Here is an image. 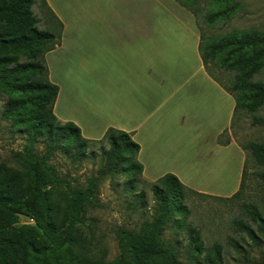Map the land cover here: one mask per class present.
<instances>
[{
    "label": "trees",
    "instance_id": "obj_1",
    "mask_svg": "<svg viewBox=\"0 0 264 264\" xmlns=\"http://www.w3.org/2000/svg\"><path fill=\"white\" fill-rule=\"evenodd\" d=\"M41 1L48 8L45 0ZM174 1L190 9L193 0ZM212 1L224 3L227 0ZM33 4V0H0V70L8 67L4 76L0 74V84L12 93L31 96L9 101L2 114L4 118H19L14 125H27L28 146L26 156L17 155L22 171L0 164V264H180L181 249L190 262L198 264V257L204 252V264H221V247L214 245L206 249L199 230L187 221L190 213L187 201L194 196H205L184 186L171 174L152 183L146 182L142 177L143 167L137 159L140 149L131 134L109 128L100 140L94 141L83 138L73 123H61L56 119L53 105L58 87L48 80L45 55L58 45V38L37 29L39 20L31 10ZM233 10L228 6L206 16V25L227 20ZM191 12L196 20V13ZM196 25L198 53L206 74L234 100L231 125L245 114L251 117L252 125L264 127V118L255 115L264 107V83L253 80L264 70V34L252 31L205 38L198 21ZM54 41V45L48 47ZM20 56L24 57L23 62L19 60ZM211 67L233 74L232 82L224 86ZM17 76L20 79L13 81ZM28 106H32L29 111L26 110ZM224 135L218 139L221 146L230 142L228 139L221 141ZM37 137L43 139L45 153L42 157L31 153ZM94 146L100 151L95 175L87 180L85 189H65L54 166L49 164L51 157L62 153L71 164H82L88 159L94 163ZM241 150L261 168L262 172L253 176L264 193V142H246ZM246 166L245 162L238 192L223 200L241 197L247 180ZM121 175L130 176L124 188L135 197L133 208L138 202L141 209L145 208L146 192L143 188L137 189L148 187L153 203L149 217L137 231L121 230L118 233L120 257L117 261L104 262L102 258L73 252L74 247H82L84 242L80 239L81 228H92L87 212L100 206L97 199L100 182ZM61 192L60 216L58 203L51 201ZM241 212L247 222L234 221L233 225L245 233L253 246L259 247L261 242L253 227L264 237V210L243 203ZM21 217L32 224L20 225ZM181 234L183 247L177 239ZM235 246L239 250L238 245ZM242 260L239 264H264L263 255L244 256Z\"/></svg>",
    "mask_w": 264,
    "mask_h": 264
},
{
    "label": "crops",
    "instance_id": "obj_2",
    "mask_svg": "<svg viewBox=\"0 0 264 264\" xmlns=\"http://www.w3.org/2000/svg\"><path fill=\"white\" fill-rule=\"evenodd\" d=\"M45 3L61 24L58 45L45 55L59 122L94 141L109 128L131 134L146 182L171 174L197 193L238 187L244 152L232 141L218 144L234 100L206 74L191 26H158V0ZM215 172L217 180L203 185Z\"/></svg>",
    "mask_w": 264,
    "mask_h": 264
},
{
    "label": "rangeland",
    "instance_id": "obj_3",
    "mask_svg": "<svg viewBox=\"0 0 264 264\" xmlns=\"http://www.w3.org/2000/svg\"><path fill=\"white\" fill-rule=\"evenodd\" d=\"M31 6L33 14L38 18L39 24L37 29L54 35L56 38L59 34V24L54 18L51 11L42 4L41 0H33ZM184 2L185 0H180ZM173 3H163L158 0L156 9V23L158 26L170 25H189L197 33L199 42V30L196 21L203 29L205 38L228 37L235 33H249L257 31L264 34V0H227L224 3L214 2L212 0H193L189 5L191 7L183 8L174 0ZM146 5L141 3V8ZM233 7V13L227 20L216 21L213 25H206V16L212 15L220 10H225L227 7ZM196 13L197 19L192 15ZM55 41L48 45L53 46ZM21 62L24 57L19 58ZM8 67L1 68V75H5ZM213 74L221 81L224 86H228L233 80V74L217 68H212ZM20 79L19 76L13 78V81ZM254 81L264 83V70L253 78ZM21 83V82H19ZM222 88V86H221ZM223 89V88H222ZM224 90V89H223ZM31 96H23L17 93H12L4 85L0 84V164L22 171V167L17 161V155L26 156L28 146L27 125L17 123L19 118H4L2 116L9 101H17ZM32 106L26 108L31 110ZM22 112V111H21ZM257 117L264 118V107L255 114ZM227 132L221 137V141L226 139L234 142L238 148L245 145L246 142L260 143L264 142V127L252 125V120L249 115L242 114L237 117L233 124L225 129ZM209 143L204 144L206 157L207 152L212 150ZM96 153L95 162L89 159L82 164H71L66 156L62 153H56L51 157L49 164L54 166L56 174L63 182L65 189H85L87 180L95 175L99 166L100 151L98 146L92 147ZM31 153L37 157H42L45 153L42 137H37L32 146ZM18 156V157H20ZM247 163L246 173L247 180L244 184L240 198L230 199L239 190L238 187L233 192H222L214 194L200 193L205 197L194 196L187 201L189 208V216L187 221L200 232L206 249L214 245L221 247V264H239L244 256L258 257L264 256V237L259 233L258 229L253 227L254 234L259 238L261 244L259 247L253 246L252 241L245 235L243 231L237 229L233 225L234 221L247 222L246 217L241 212L243 203L256 205L258 210H264V193L262 192L259 181L254 174H260L261 168L255 166L247 153L242 154V173L244 164ZM232 164V161L227 163V167ZM224 166V163L220 164ZM219 166V167H221ZM225 167V168H227ZM213 171H208L209 174ZM209 174L203 185L211 184L218 178L217 172L211 177ZM242 175V174H241ZM129 175L116 176L107 178L100 182L98 187V202L99 207L94 210H88L87 218L92 228H81V241H84L82 247H74L73 252L81 253L84 256L93 257L95 259L102 258L104 262H114L119 260L120 251L118 249L117 236L121 230L137 231L140 224L149 217L152 212V196L148 191V187L139 186L137 190L144 189L146 192L145 208L141 209L139 202L136 208H133L132 203H135V197L132 193L127 192L124 184L129 180ZM232 179V177H231ZM213 181V182H214ZM62 192L59 197L53 199L56 201L60 209L59 214L62 215L63 203L61 202ZM94 220L95 222H90ZM20 225L32 224L29 220L21 217ZM168 234L165 237L167 240ZM183 243V235L177 238ZM235 245H238L239 250ZM206 253H201L198 257V264H204ZM180 264H196L190 262L185 257V251L180 250L178 256ZM47 264V263H42Z\"/></svg>",
    "mask_w": 264,
    "mask_h": 264
}]
</instances>
